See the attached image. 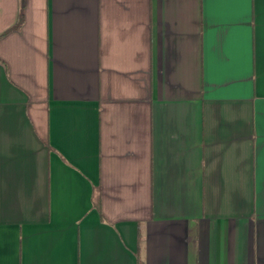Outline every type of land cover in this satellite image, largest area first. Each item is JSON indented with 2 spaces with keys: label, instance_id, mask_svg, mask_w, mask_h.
I'll return each mask as SVG.
<instances>
[{
  "label": "crops",
  "instance_id": "0c3cea01",
  "mask_svg": "<svg viewBox=\"0 0 264 264\" xmlns=\"http://www.w3.org/2000/svg\"><path fill=\"white\" fill-rule=\"evenodd\" d=\"M0 264H264V0H0Z\"/></svg>",
  "mask_w": 264,
  "mask_h": 264
},
{
  "label": "trees",
  "instance_id": "16d2710c",
  "mask_svg": "<svg viewBox=\"0 0 264 264\" xmlns=\"http://www.w3.org/2000/svg\"><path fill=\"white\" fill-rule=\"evenodd\" d=\"M93 201H94V196H93Z\"/></svg>",
  "mask_w": 264,
  "mask_h": 264
}]
</instances>
